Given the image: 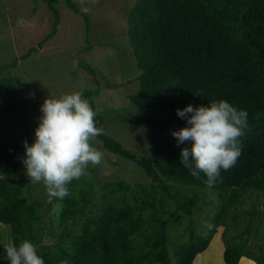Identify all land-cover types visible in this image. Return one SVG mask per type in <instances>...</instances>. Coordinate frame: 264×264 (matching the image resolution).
<instances>
[{
	"label": "trees",
	"instance_id": "trees-1",
	"mask_svg": "<svg viewBox=\"0 0 264 264\" xmlns=\"http://www.w3.org/2000/svg\"><path fill=\"white\" fill-rule=\"evenodd\" d=\"M58 1L46 0L52 24L45 40L57 31ZM64 1L90 23L86 10ZM126 25L140 71L137 109L149 129V155L134 153L107 134L96 138L107 151L135 163L150 181L104 182L94 189L91 183L73 180L70 195L54 198L61 203L57 221L63 226L56 241L41 243L50 226L46 204L30 198L32 184L22 162L24 141L32 144L39 122L29 126L18 78L1 75L18 59L28 58L36 50L31 47L0 64V224L7 226L11 244L32 242L45 264H196L223 226L226 264H238L242 256L264 264V239L251 242L259 222L247 221L244 230L230 231L236 216L232 208L245 195L264 191V0H136ZM79 65L95 75L92 66ZM91 94L81 92L82 98ZM214 100L246 110L249 127L240 138L236 163L222 169V179L209 187L204 173L197 179L181 165V149L190 148L191 141L177 145L172 132L189 126L177 109ZM95 119L102 127L103 116L97 113ZM208 188L219 200L208 230H190L171 254L169 222L179 224L181 214L191 215ZM169 202L174 203L170 220L164 212ZM257 214L248 211L250 218Z\"/></svg>",
	"mask_w": 264,
	"mask_h": 264
},
{
	"label": "rangeland",
	"instance_id": "rangeland-1",
	"mask_svg": "<svg viewBox=\"0 0 264 264\" xmlns=\"http://www.w3.org/2000/svg\"><path fill=\"white\" fill-rule=\"evenodd\" d=\"M72 1L87 11L90 23L69 9L64 0H59L55 4L60 17L57 31L45 40L52 24L46 0H0V64L11 62L31 47L36 48L28 58L18 59L13 68L5 69L1 75L18 78L29 126L39 122L40 107L45 98L90 90L92 94L84 99L103 116L104 132L128 150L149 155V129L142 124L137 109L140 71L126 36L127 11L136 0ZM20 19L25 21L23 25L18 23ZM80 62L92 66L95 75L89 74ZM31 140L32 143L35 140V131L31 133ZM92 143L103 153V159L97 166L90 165L87 174L78 180L91 183L94 189L104 182L150 181L140 167L104 149L97 138ZM31 184L30 198L46 204L50 226L44 231L41 243L50 246L63 227L57 221L61 203L48 195L43 183L31 181ZM198 203L199 207L191 215L181 214V223L169 222L171 254L181 241L187 239L190 230L202 234L208 230L219 200L208 188ZM173 207L174 203L169 202L164 210L169 220ZM252 210L258 212L256 218L248 217V211ZM231 211L236 214L231 221V232L244 230L247 221L252 225L259 222L258 235L251 242L260 243L264 239V191L245 195L243 202ZM217 230L208 249L198 255L196 264H224L221 260L223 226ZM9 244L8 228L0 224V264H10L4 248ZM240 264L254 263L243 258Z\"/></svg>",
	"mask_w": 264,
	"mask_h": 264
},
{
	"label": "clouds",
	"instance_id": "clouds-1",
	"mask_svg": "<svg viewBox=\"0 0 264 264\" xmlns=\"http://www.w3.org/2000/svg\"><path fill=\"white\" fill-rule=\"evenodd\" d=\"M40 111L34 142L29 145L24 141L22 162L33 183H43L50 197L62 200L70 195L68 185L73 180L86 175L90 165L101 163L103 153L92 141L106 133L96 126L97 112L79 92L45 98ZM176 111L189 126L174 130L172 135L177 145L191 141L190 148L181 149L180 163L197 179L204 173L206 184L212 187L222 179L221 170L232 168L241 154L240 138L249 127L248 113L227 100L196 107L189 104ZM4 248L10 264H45L28 240Z\"/></svg>",
	"mask_w": 264,
	"mask_h": 264
},
{
	"label": "crops",
	"instance_id": "crops-1",
	"mask_svg": "<svg viewBox=\"0 0 264 264\" xmlns=\"http://www.w3.org/2000/svg\"><path fill=\"white\" fill-rule=\"evenodd\" d=\"M207 248V247H206ZM221 248H222V251H221V260H222V262L224 263V264H226L225 262H224V260H223V250H224V246H223V243L221 242ZM203 252V251H202ZM201 252V253H202ZM200 254V253H199ZM198 255V254H197ZM243 258H245V259H247L248 261H251L252 263H254V264H256L253 260H251V259H249V258H247V257H245V256H242L240 259H239V262H238V264L240 263V261L243 259Z\"/></svg>",
	"mask_w": 264,
	"mask_h": 264
},
{
	"label": "bare ground",
	"instance_id": "bare-ground-1",
	"mask_svg": "<svg viewBox=\"0 0 264 264\" xmlns=\"http://www.w3.org/2000/svg\"><path fill=\"white\" fill-rule=\"evenodd\" d=\"M215 234H216V233H215ZM215 234H214V235H215ZM213 237H214V236H213ZM212 239H213V238H212ZM211 241H212V240H211ZM211 241H210V242H211ZM208 246H209V245H208ZM206 249H208V247H207ZM206 249H205V250H206ZM205 250H204V251H205ZM204 251H203V252H204Z\"/></svg>",
	"mask_w": 264,
	"mask_h": 264
},
{
	"label": "water",
	"instance_id": "water-1",
	"mask_svg": "<svg viewBox=\"0 0 264 264\" xmlns=\"http://www.w3.org/2000/svg\"><path fill=\"white\" fill-rule=\"evenodd\" d=\"M196 256H197V255H196ZM196 256H195V257H196ZM194 259H195V258H194Z\"/></svg>",
	"mask_w": 264,
	"mask_h": 264
}]
</instances>
